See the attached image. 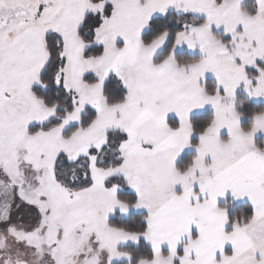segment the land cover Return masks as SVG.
Returning a JSON list of instances; mask_svg holds the SVG:
<instances>
[{
    "label": "snow or ice",
    "instance_id": "1",
    "mask_svg": "<svg viewBox=\"0 0 264 264\" xmlns=\"http://www.w3.org/2000/svg\"><path fill=\"white\" fill-rule=\"evenodd\" d=\"M0 264H264V0H0Z\"/></svg>",
    "mask_w": 264,
    "mask_h": 264
}]
</instances>
